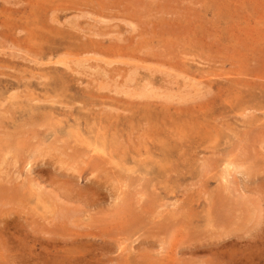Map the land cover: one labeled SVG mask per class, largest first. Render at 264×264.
Returning a JSON list of instances; mask_svg holds the SVG:
<instances>
[{"label": "rangeland", "instance_id": "374dc122", "mask_svg": "<svg viewBox=\"0 0 264 264\" xmlns=\"http://www.w3.org/2000/svg\"><path fill=\"white\" fill-rule=\"evenodd\" d=\"M1 106L0 264H264V0H0Z\"/></svg>", "mask_w": 264, "mask_h": 264}, {"label": "bare ground", "instance_id": "6f19581e", "mask_svg": "<svg viewBox=\"0 0 264 264\" xmlns=\"http://www.w3.org/2000/svg\"><path fill=\"white\" fill-rule=\"evenodd\" d=\"M33 19H34V18H33ZM32 22H33V20H32ZM22 28H23V27H22ZM36 29H37V28H36ZM23 30H24V29H23ZM33 33H34V32H33ZM38 33H39V32H38ZM42 33H43V32H42ZM50 33H51V32H50ZM36 34H37V33H36ZM44 35H45V33H44ZM35 36H36V35H35ZM35 36H34V37H35ZM46 36H48V35H46ZM49 38H51V37H49ZM47 39H48V38H47ZM36 40H37V39H36ZM39 40H40V38H39ZM37 42H38V41H37ZM42 42H43V41H42ZM49 42H50V41H49ZM32 44H33V43H32ZM42 45H43V44H42ZM19 49H20V48H19ZM42 49H43V48H42ZM45 51H46V50H45ZM54 51H55V50H54ZM48 55H49V53H48ZM71 63H72V62H71ZM99 69H100V68H99ZM101 73H102V72H101ZM98 74H99V73H98ZM41 78H43V77H41ZM44 78H45V77H44ZM196 81H197V80H196ZM185 88H186V87H185ZM187 90H188V89H187ZM127 91H128V90H127ZM127 91H125V92H127ZM145 91H146V90H145ZM145 91H144V92H145ZM184 91H185V90H184ZM137 92H138V91H137ZM142 93H143V92H142ZM129 94H130V93H129ZM129 94H128V95H129ZM146 95H147V94H146ZM184 95H185V94H184ZM174 96H175V95H174ZM163 97H164V96H163ZM189 97H190V96H189ZM201 97H202V96H201ZM133 98H134V97H133ZM139 98H140V97H139ZM174 98H176V97H174ZM137 99H138V98H137ZM171 99H172V98H171ZM176 99H178V98H176ZM186 99H187V98H186ZM189 99H190V98H189ZM189 99H188V100H189ZM179 101H180V100H179ZM181 101H182V100H181ZM192 101H195V100H192ZM170 103H171V102H170ZM3 107H4V105H3ZM0 108H2V106H1ZM4 108H5V107H4ZM6 109H7V108H6ZM1 110H2V109H1ZM8 112H9V111H8ZM1 113H2V112H1ZM1 113H0V114H1ZM2 114H3V113H2ZM5 116H6V114H5ZM11 117H13V116H11ZM0 118H1V120H3V119H2V115H1ZM171 118H172V117H171ZM10 119H11V118H10V116H9V120H10ZM13 119H14V118H13ZM1 120H0V122L2 123ZM9 120H8V122H9ZM53 120H54V119H53ZM190 120H191V119H190ZM27 121H28V120H27ZM27 121H26V122H27ZM173 121H174V120H173ZM192 121H193V120H191V122H192ZM3 122H4V121H3ZM8 122H7V123H8ZM15 122H16V119H15ZM28 122H29V121H28ZM35 122H36V121H35ZM40 122H41V121H40ZM185 122H186V121H185ZM196 122H198V120H197ZM10 123H11V122H10ZM18 123H19V122H18ZM20 123H21V122H20ZM24 123H25V122H24ZM36 123H37V122H36ZM27 124H29V123H26V125H27ZM34 124H35V123H34ZM173 124H174V123H173ZM190 124H191V123H190ZM0 125L2 126V124H0ZM6 125H9V124H6ZM16 125H18V124H16ZM32 125H33V124H32ZM35 125H36V124H35ZM192 125H193V123H192ZM192 125H191V128L193 129ZM198 125H199V124H198ZM4 126H5V125H4ZM12 126L14 127V125H12ZM18 126H19V125H18ZM24 126H25V125H24ZM24 126H23V127H24ZM182 126H183V125H182ZM6 127H7V126H6ZM19 127L22 128V129H24V128L21 127V126H19ZM26 127L29 128V126H26ZM32 127H34V125H33ZM187 127H188V126H187ZM206 127H207V126H206ZM9 128H10V126H9ZM11 128H12V127H11ZM17 128H18V127H17ZM17 128H15V129L17 130ZM20 128H19V129H20ZM198 128H199V127H198ZM200 128H201V127H200ZM202 128H203V127H202ZM15 129H13V130H15ZM22 129H21V130H22ZM30 129H31V128H30ZM186 129H187V128H186ZM186 129H185V130H186ZM203 130H204V129H203ZM7 131H9V130H7ZM17 131H18V130H17ZM17 131H16V132H17ZM196 131H197V130H196ZM208 131H209V130H208ZM5 132H6V130H5ZM19 132L21 133V131H18V134H19ZM22 132H23V131H22ZM179 132H180V131H179ZM184 132H185V131H184ZM187 132H188V131H187ZM204 132H205V130H204ZM14 133H15V132H14ZM26 133H27V132H26ZM28 133H29V132H28ZM31 133H32V135H33V132H31ZM31 133H30V134H31ZM34 133H35V131H34ZM2 134H3V133H2ZM5 134H7V133H5ZM9 134H10V133H9ZM35 134H36V133H35ZM12 135H14V134H12ZM21 135H22V134H21ZM26 135H27V134H26ZM183 135H184V134H183ZM187 135H188V134H186V136H187ZM1 136H2V135H1ZM16 136H17V135H16ZM18 136H19V135H18ZM184 136H185V135H184ZM5 137H6V136H5ZM14 137H15V136H14ZM21 137H22V136H21ZM217 137H218V136H217ZM22 138H23V137H22ZM1 139H2V138H1ZM10 139H11V136H10ZM25 139H27L26 136H25ZM242 139H243V138H242ZM2 140H3V139H2ZM4 140H5V139H4ZM8 140H9V137H8ZM22 140H24V139H22ZM9 141H10V140H9ZM17 142H18V141H17ZM175 142H176V140H175ZM177 142H178V141H177ZM240 142H241V141H240ZM164 143H165V142H164ZM162 144H163V142H162ZM176 144H177V143H175V145H176ZM179 144H180V143H179ZM160 145H161V144H160ZM166 145H167V144H166ZM182 146H183V145H182ZM164 148H166V147H165V144H164ZM161 151H162V150H161ZM162 152H163V151H162ZM225 154H226V153H225ZM6 173H7V172H6ZM7 176H8V175H7ZM7 176H6V177H7ZM122 177H123V176H122ZM2 184H3V183H2ZM121 184H122V183H121ZM125 184H127V183H125ZM128 184H129V183H128ZM4 185H5V184H4ZM150 186H151V185H150ZM2 188H3V187H2ZM8 188H9V187H8ZM8 188H6V189H8ZM0 191H1V190H0ZM226 191H227V190H226ZM1 192H2V191H1ZM8 192H9V190H8ZM154 192H155V191H154ZM0 194H1V193H0ZM7 195H8V193H7ZM157 195H158V194H157ZM139 201H140V200H139ZM139 201H138V202H139ZM122 204H123V203H122ZM175 204H176V203H175ZM124 205H125V204H124ZM210 205H211V203H210ZM176 213H177V212H176ZM171 220H172V219H171ZM171 223H172V222H171ZM212 228H213V227H212ZM197 236H198V235H197ZM200 237H201V236H200ZM21 256H22V255H21Z\"/></svg>", "mask_w": 264, "mask_h": 264}]
</instances>
